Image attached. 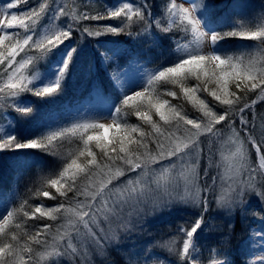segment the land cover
<instances>
[{"label": "snow or ice", "instance_id": "1", "mask_svg": "<svg viewBox=\"0 0 264 264\" xmlns=\"http://www.w3.org/2000/svg\"><path fill=\"white\" fill-rule=\"evenodd\" d=\"M27 3L8 0L0 6V115L5 118L9 108L21 119L32 116L31 103L20 100L23 93L44 99L64 91L79 56L71 43L76 31L81 39L151 35L153 28L180 36L173 39V58L145 66L138 82L125 80L116 53L101 54L106 68L115 65L108 75L119 89L109 100L107 115L79 113L68 123L44 125L47 131L32 138L18 133L11 120L7 129L0 127V152L38 150L58 161L46 173L43 161H35L38 186L23 193L17 188L0 203V264H59L65 256L73 264L76 258L91 264L89 246L102 253L110 241H119L120 232L135 231L145 216L176 203L202 211L159 246L179 264H201L199 233L208 195L217 186V206L229 211L242 207L249 193L264 203V134L255 135V122L246 116L248 111L254 116L256 104L264 102V12L253 18L254 24L245 17L229 27L212 18L216 5L210 0H165L157 15L151 0H120L102 6L103 11L94 9L91 0H40L27 11H13ZM45 17L49 22L38 31ZM61 18L66 19L57 23ZM106 19L117 25L81 27L83 21ZM133 27L139 32H132ZM232 38L257 44L230 52L223 42ZM49 57L41 73L37 66ZM162 85L173 88L164 91ZM131 116L137 123L128 122ZM217 151L219 161L213 159ZM202 159L206 167L201 174ZM210 169L217 170L216 176ZM45 200L59 202L48 206ZM252 215L260 228L251 229L245 250L255 239L262 254L247 264H264V215ZM209 251L208 264H232L227 257L218 258L215 248Z\"/></svg>", "mask_w": 264, "mask_h": 264}, {"label": "rangeland", "instance_id": "2", "mask_svg": "<svg viewBox=\"0 0 264 264\" xmlns=\"http://www.w3.org/2000/svg\"><path fill=\"white\" fill-rule=\"evenodd\" d=\"M185 0H178V3H184ZM211 3L216 4V0L211 1ZM228 2L225 1L221 5H219V12H217L215 9H212L211 16L214 20H219L226 24L227 26L230 23H235L238 20H243L245 17H248L249 19H253L258 16L260 12H264V0H233L232 4H227ZM233 5H242V7H233ZM232 9V12L229 10ZM215 12V14L213 13ZM228 12V13H227ZM258 21L253 19V24ZM47 25V24H45ZM145 37H149L148 39H154L155 37L159 36L158 30L151 31V35L144 34ZM108 44L110 43V46L102 50L100 49L95 58L93 59V67L95 69H107V73L111 71V69L106 68L105 63L103 61V57L101 54H106L107 56L111 57L113 53L117 52V45L120 43V41L117 40V37H109ZM114 40V41H113ZM114 42V43H112ZM227 43H224L226 49L230 52H239L243 50H252L255 48L257 42L252 40H240L236 38H232L226 41ZM138 59V58H135ZM133 60V59H132ZM131 60V61H132ZM139 60V59H138ZM140 61V60H139ZM87 66L90 67V64H87ZM143 63L140 62L139 65L137 64H130L126 66L123 70H121L124 73V78L126 81H139L142 77V73L144 70ZM147 67V66H146ZM148 68V67H147ZM109 76V75H108ZM110 78V77H109ZM111 81V79H110ZM194 83V81L189 82ZM110 85L113 87V89L117 93L112 94L111 98L119 94V89L113 86V83L111 81ZM163 89V85L161 86V90ZM104 91L96 87L94 84L91 85V91L90 94L82 99L73 101L72 104L67 103V107L64 109L58 108L59 101L61 100L63 96V92L60 94V96L51 97V98H38L35 96H32L30 93H23L20 97V100L30 102L31 105L34 108V113L32 116L21 119L18 115V120L14 118H9L17 127V129L25 130L29 126L38 127L42 125H57L58 123H68L69 120L78 115L79 113H85V112H92L102 115L108 114V103L109 100L103 95ZM59 98V99H58ZM58 101V102H57ZM57 102V104H56ZM177 101H173V103H176ZM56 104V105H55ZM53 106H56L55 109H51ZM264 102H258L255 106L253 116L252 111H248L246 113L247 119L252 122L254 120L256 129H255V135L260 136L264 134ZM188 110L191 112L190 106H188ZM10 112V110L8 109ZM261 112V113H260ZM104 122H110V121H104ZM129 123H137V118L135 116H131L128 118ZM4 127L5 129L8 128V124ZM236 127L239 130V121L236 122ZM241 136H243V133H241ZM202 147L205 149V152L203 155L206 156L207 154V145L204 144ZM250 147V145H249ZM218 148L217 145H214V150ZM214 160L219 161L220 156L219 152L217 151L216 154L213 157ZM252 159L255 160V154L252 153ZM206 167V159L201 160V174L203 172V168ZM211 176H216L217 170L216 169H210L209 170ZM210 183V181H209ZM219 184V182H218ZM219 195V187L217 186V189L215 192L208 195V205H207V212L204 213V219L205 224L203 226V230L207 233H212L214 231L219 232V227L223 228L221 231L224 230L225 225L231 229L234 224L239 220L241 223L243 221V225L247 226L253 225V222H258V225H253L250 228L251 229H259L260 228V221L258 217L253 216V212H257L254 207V204L256 201H261L260 198L255 193H249L245 196V204L242 207H235L233 210L229 211L228 209L218 207L216 202V197ZM12 196V192L10 191H0V203H2L5 199ZM33 202H35L33 200ZM33 202H31L33 204ZM54 203H57V201H51L48 200L49 205H53ZM202 211L201 208H193L190 205L180 204L176 203L174 204L170 209L169 208H162L150 215H147L143 218V222L141 225H139L135 231L124 233L120 232L119 235V241H110L108 244L105 245L104 250L102 253L97 252V250L89 246V252L90 255V261L91 264H94V262L97 259L105 260L107 255L112 254V252H115L116 254H130V255H136L141 256L144 259H151L153 257H167V256H173L170 255L167 250L161 248L159 245L162 244L164 241L168 240L172 236L178 235L177 228L178 225L181 224H190L194 219L196 218L197 214ZM220 220V223H219ZM250 220V221H249ZM161 222H168L171 225L172 232L166 234L164 237H159L155 229L153 230L154 226ZM101 227H104L107 231V225L101 220L100 223ZM250 232L248 233L247 241L249 240ZM143 238L146 239V247H138L134 245L135 240L137 238ZM260 244L261 242L259 240H252L249 245L247 246V250H245V246L242 248L245 252L242 254L243 260L241 261L242 264H247V261L253 260L256 258V256L262 254L260 252ZM77 247H79V244H77ZM131 248V250H127L126 248ZM113 249V251L110 252V250ZM41 249H38V251ZM177 258V257H176ZM178 259V258H177ZM59 264H73V260L68 258L67 256L59 258ZM75 264H81V260L79 258L75 259ZM84 264H88L87 261L84 262ZM208 264V263H207Z\"/></svg>", "mask_w": 264, "mask_h": 264}, {"label": "trees", "instance_id": "3", "mask_svg": "<svg viewBox=\"0 0 264 264\" xmlns=\"http://www.w3.org/2000/svg\"><path fill=\"white\" fill-rule=\"evenodd\" d=\"M213 1V0H211ZM8 0H0V6H3L7 3ZM40 0H28L27 4L19 6L18 9H14L13 11L22 12L27 11L31 7H35ZM81 3H84V0H80ZM120 2V0H91L92 7L96 10L103 11L104 5H116ZM132 2H137V0H132ZM151 3L154 5L153 13L154 15L159 14L160 8L165 3V0H151ZM216 5L221 3V0H216ZM64 19L61 18L57 23H63ZM49 20L45 17L41 20L40 25H38V31H42V25L48 24ZM117 25V21L114 20H100V21H83L81 23L82 26L89 27H98L103 25ZM139 27H133L132 32H139ZM155 28L152 29L155 34ZM22 31V30H21ZM117 37L121 40L122 45H120V50H118L116 54L117 61H119L120 67L127 65V63L134 59H143L148 62V66L150 68L155 67L160 64L162 60L172 59L173 57L169 56V53L174 49L175 45L173 43V39H179V33H159V36L154 39H148L149 37H145L144 35L135 36L128 35L127 33H123L120 35H104L101 37H88L85 35L83 39H81L79 31L73 33V40L71 43H75L79 49V56L75 61V66L73 67L71 74L66 79L64 83V91L61 100L59 101L58 108L64 109L67 107V103L72 104L73 101L82 100L86 98L91 91V85L94 84L99 89L103 90V95L108 99L111 98L112 93H115V90L110 85L111 81L107 73V69H95L93 67V59L97 55L100 49L105 50L110 46L108 44L109 37ZM223 43H227L226 41ZM68 42H66V47ZM126 45V48L124 47ZM19 59V57H18ZM51 57L47 60L41 61L38 64V70L46 71L47 65L51 62ZM165 62H167L165 60ZM45 64V65H44ZM90 64V67L87 66ZM114 67L111 65L108 67L112 69ZM172 85H163L164 91L172 89ZM112 92V93H111ZM254 98V97H253ZM174 101V100H173ZM56 108V107H55ZM264 108V106L262 107ZM261 113V112H260ZM66 123V122H64ZM47 131L42 128L36 129L34 131V136L39 135L41 132ZM32 138V137H31ZM5 158L2 157L1 161H4ZM42 160L44 172H48L53 170L58 166L57 158L47 156L43 153H40L38 150H30V154H27V157L24 162L23 176L21 178V183L19 187V192H25L27 187H35L38 186L40 173L38 172L37 164L35 161ZM33 204L38 203L37 200H34ZM59 201L57 200V203ZM44 203L48 206V200H45ZM264 210V208H263ZM220 223V220H219ZM223 226L219 227V232L214 231L210 234H205L204 232H200V261L201 264L205 263L204 259H208L210 256V249L215 248L217 250L218 258H229L232 261V264L238 263L240 264L241 260H243L242 254L243 251L242 242L246 238V231L239 222V220L234 224V226L230 229L228 226H225L224 230L221 231ZM158 231L159 236H165L166 234L172 232L171 225L168 222H161L154 226L153 230ZM244 231V232H243ZM146 238H137L135 240L134 245L138 247H146ZM128 251L131 248H126ZM113 249L110 250V252ZM105 260L97 259L94 264H130V262L142 261L144 258L141 256L130 255V254H116L112 252V254L107 255ZM159 261H165V264H179L178 259L175 256H167V257H153L148 259L149 264H159Z\"/></svg>", "mask_w": 264, "mask_h": 264}]
</instances>
